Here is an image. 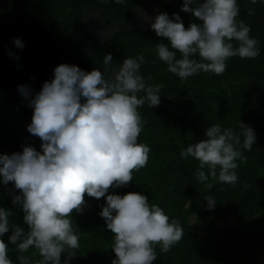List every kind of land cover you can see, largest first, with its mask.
Listing matches in <instances>:
<instances>
[{
  "label": "trees",
  "instance_id": "trees-1",
  "mask_svg": "<svg viewBox=\"0 0 264 264\" xmlns=\"http://www.w3.org/2000/svg\"><path fill=\"white\" fill-rule=\"evenodd\" d=\"M144 0H0V91H10L26 85L24 78L15 74L14 60L6 56L16 47L14 38L23 43L19 66L32 84L45 77L48 56L60 62L61 47L70 45L81 19L83 7L98 12L105 19L120 21L128 17L132 7ZM159 13L169 18L178 14L184 27L199 23L191 13L181 11L184 0H155ZM202 2V0H197ZM239 14L236 20L250 27V38L258 41L259 55L254 59L231 57L221 75L199 72L180 79L168 71L156 51L157 43L168 45L167 38L156 36L152 28L147 31H130L116 35L108 42L103 57L111 54L112 66L119 67L126 58L143 54L146 63L139 72L147 86H159L160 103L149 107L148 102L138 108L142 118V130L138 143L149 147L148 161L143 168L134 170L132 182L121 188H110L106 195H124L140 192L148 198L149 205H157L169 217L178 220L184 230L179 242L167 252L154 245L157 259L153 264H257L256 251L264 246V0H236ZM196 6V3L192 5ZM234 46L236 42L233 41ZM76 55V56H75ZM192 59L200 61V57ZM5 61V63H4ZM66 64L87 71L88 65L77 54L67 53ZM54 77V76H53ZM145 93H137L138 98ZM240 122L254 129L256 142L251 150L244 149ZM213 124L222 129L230 128L240 137L234 145L242 153L235 169L234 184L219 180V166L212 175L209 165L200 168V161L181 152L200 140L207 139L205 131ZM24 146L41 151V140L31 139L18 145L2 143L0 155L20 153ZM208 177L201 182L198 173ZM19 191L12 182L4 184L0 177V208L10 211V225H18L27 231L23 212L12 200ZM212 196L215 204L208 207L206 198ZM81 213L73 212L70 219L79 235V247L61 253L68 264L87 262L95 255L97 264H112L116 259L112 250L114 236L99 215L106 206V196L100 199L85 194ZM188 217L196 223L200 236L190 230ZM232 217L234 224L224 229L215 228L219 219ZM11 231L0 237L8 245V258L19 264L18 257H27L28 264H38V251L31 247L19 252L8 237ZM71 254L72 256H69Z\"/></svg>",
  "mask_w": 264,
  "mask_h": 264
},
{
  "label": "clouds",
  "instance_id": "clouds-1",
  "mask_svg": "<svg viewBox=\"0 0 264 264\" xmlns=\"http://www.w3.org/2000/svg\"><path fill=\"white\" fill-rule=\"evenodd\" d=\"M115 2L122 4L124 0ZM181 11L191 13L199 23L185 28L178 14L169 18L166 13H159L151 23L156 36L167 38L171 48L181 54L182 58L176 59L168 45L156 44L159 59L180 79L201 71L221 75L229 58L254 59L259 55L250 27L236 20V0H184ZM13 43L24 47L19 38ZM197 55L200 61L191 58ZM144 63L140 54L113 68V57L106 54L103 64L107 76L97 69L86 72L75 65L60 64L51 82H44L29 100L33 114L27 131L40 138L41 151L24 146L20 153L0 155V177L19 191L12 203L21 207L27 231L10 225V211L0 208V237L11 231L8 240L21 253L34 247L41 257L38 264H60L61 253L79 247V235L70 217L83 211L85 194L96 199L106 196V206L99 215L114 236L116 259L112 264H153L157 259L154 245L167 252L182 238L180 222H170L163 209L149 205L140 192L106 195L110 188L132 182L133 171L148 161L149 147L137 142L142 130L138 108L146 101L150 108L158 106L160 87L145 84L138 71ZM18 91L25 99L30 96L26 86ZM141 92L145 95L138 98ZM240 127L243 147L251 150L255 131L241 122ZM205 136L207 139L189 145L181 156L196 158L200 168L209 165L213 176L219 166V180L234 184L238 179L236 160L242 158L234 145L240 144V137L219 124L208 127ZM198 177L201 182L208 178L203 171ZM206 200L212 208L214 198ZM18 261L28 264L23 255ZM0 264H13L3 239Z\"/></svg>",
  "mask_w": 264,
  "mask_h": 264
},
{
  "label": "water",
  "instance_id": "water-1",
  "mask_svg": "<svg viewBox=\"0 0 264 264\" xmlns=\"http://www.w3.org/2000/svg\"><path fill=\"white\" fill-rule=\"evenodd\" d=\"M80 15V24L72 39L73 43L76 42L79 47L61 52L59 63H56L54 56L49 54L46 74L42 80L32 84L23 69L18 67V74L29 84L30 96L28 99H25L19 92H0V150L2 143L18 145L26 140L39 139V137L27 131V126L31 123L33 114V109L29 106V100L41 90L44 82H51L55 67L60 64H66L65 55L67 52L84 53L91 57L95 48L106 49L108 42L116 35L130 31H147L151 28V23L154 22L155 16L158 15V7L155 0H144L142 4L132 7L128 17L120 21H115L111 18L105 19L101 14L88 7H83ZM9 53L11 51H8L6 56L10 59L11 55ZM13 53L16 64H19L22 49L15 47ZM112 67L118 68L116 66ZM93 69L105 72L103 62L91 63L86 72H90ZM105 75L107 76L108 73L105 72ZM66 262L67 257L61 255L60 264H66ZM97 263L96 256L92 254L87 262L74 264Z\"/></svg>",
  "mask_w": 264,
  "mask_h": 264
},
{
  "label": "flooded vegetation",
  "instance_id": "flooded-vegetation-1",
  "mask_svg": "<svg viewBox=\"0 0 264 264\" xmlns=\"http://www.w3.org/2000/svg\"><path fill=\"white\" fill-rule=\"evenodd\" d=\"M77 47H79V45L75 42V43H73V41L70 43V45L67 47V44H64L60 49H61V52H64V51H66V50H72V49H75V48H77ZM15 47H13L12 48V50H11V53H12V55H11V57H10V59L9 60H11V62L14 60V53H13V49H14ZM104 50L105 49H102V48H95L94 50H93V55L90 57V56H87L86 54H84V53H78V52H70V53H74V54H77L79 57H81L82 58V60H85V62L87 63V65L89 66L91 63H97V62H103V53H104ZM67 53H69V52H67ZM66 53V54H67ZM66 56V55H65ZM76 56V55H75ZM14 62H15V60H14ZM57 63V62H56ZM59 63V62H58ZM18 67H20L19 66V64H17V68ZM18 71H19V69H17L16 71H15V74H17V75H19L18 74ZM24 71V70H23ZM26 75V74H25ZM21 76V75H20ZM28 77V76H27ZM29 78V77H28ZM30 79V78H29ZM24 82L26 83V85H22V86H26L27 88H29V84L24 80ZM30 82H31V80H30ZM32 83V82H31ZM9 84H10V82H9ZM9 86H11V85H9ZM11 88V90L10 91H0V92H19L18 91V88H15L14 86H11L10 87Z\"/></svg>",
  "mask_w": 264,
  "mask_h": 264
},
{
  "label": "rangeland",
  "instance_id": "rangeland-1",
  "mask_svg": "<svg viewBox=\"0 0 264 264\" xmlns=\"http://www.w3.org/2000/svg\"><path fill=\"white\" fill-rule=\"evenodd\" d=\"M188 223H189L190 230L192 232L196 233L199 237L200 232H199L198 227H197V225L194 222L192 217H188ZM233 224H234V220L232 217L219 219L216 221L215 228L224 229V228H228V227L233 226ZM256 255H257L256 263L257 264H264V246H262L261 248H259L256 251Z\"/></svg>",
  "mask_w": 264,
  "mask_h": 264
}]
</instances>
